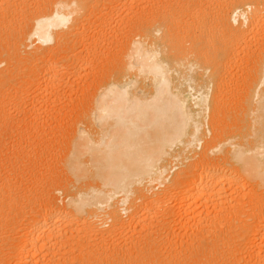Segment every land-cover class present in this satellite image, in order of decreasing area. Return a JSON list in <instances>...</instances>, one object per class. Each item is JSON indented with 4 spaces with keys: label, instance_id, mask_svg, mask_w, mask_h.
I'll return each instance as SVG.
<instances>
[{
    "label": "bare ground",
    "instance_id": "obj_1",
    "mask_svg": "<svg viewBox=\"0 0 264 264\" xmlns=\"http://www.w3.org/2000/svg\"><path fill=\"white\" fill-rule=\"evenodd\" d=\"M31 89L52 113L20 140L47 145L74 94L76 125L60 162L57 138L29 154L63 181L0 172V264H264V0H0V113Z\"/></svg>",
    "mask_w": 264,
    "mask_h": 264
},
{
    "label": "rangeland",
    "instance_id": "obj_2",
    "mask_svg": "<svg viewBox=\"0 0 264 264\" xmlns=\"http://www.w3.org/2000/svg\"><path fill=\"white\" fill-rule=\"evenodd\" d=\"M135 10L136 9H134L133 8V10L131 9V11H133V12H135ZM149 12H151V10L150 9H147ZM145 11V12H147V14H149V12L148 11ZM132 12V13H133ZM131 12H130V14H132ZM122 14V13H121ZM121 14H119L118 16H116L115 15V21H117L118 22V26H117V22H113L112 23V28H117L118 30H119V26H121L120 27V30L118 31L117 29H116V31L115 30H113L115 33H117L118 35L120 34V35H126L125 34V32L123 31V33H122V30H124L125 28H126V26H127V28H128V21H127V24H126V19L122 22L119 18H121L122 16H121ZM131 16V15H130ZM129 16V17H130ZM119 17V18H118ZM118 18V19H117ZM188 20V19H187ZM186 19H185V21L186 22H191L190 20H188L187 21ZM179 21V20H178ZM177 21V22H178ZM185 23V21H184V19L183 20H181V22H180V25H181V23L182 24H184L183 22ZM176 22V23H177ZM179 22H178V24H179ZM175 23V24H176ZM123 24H125L126 26H123ZM177 25V24H176ZM114 26V27H113ZM182 26V25H181ZM124 27V28H123ZM122 28V29H121ZM127 28H126V30H127ZM125 30V31H126ZM119 33H118V32ZM89 33V35H91L93 32H88ZM175 35V33L173 34V36ZM176 35H177V33H176ZM180 35V37H182V36H184V34H179ZM175 38H174V41L175 42H178L179 43V40H184V37H182V39H180L179 38V36L178 37H176V36H174ZM188 38H189V36H187ZM110 38V37H109ZM121 38V37H120ZM119 38V42L121 41V42H123L121 39ZM176 38H179L178 39V41H176ZM108 40H110V39H108ZM108 40H106L105 41V43H104V45L106 46H102L103 48H109V46H110V44L112 43L113 45H115L116 43H117V41L115 42L114 41V43L113 42H109V43H107V41ZM182 40V41H183ZM111 41V40H110ZM185 42H187V43H190V40H189V42H188V40L186 41V40H184ZM85 42H86V40H85ZM107 44H109V45H107ZM111 44V45H112ZM118 44L119 43H117L116 45L118 46ZM121 44V43H120ZM80 47V48H79ZM79 50L80 49H82L81 47H82V45L80 44L79 45ZM112 47V46H111ZM234 67H236V68H238V70L237 71H240V69H239V67H237V66H234ZM232 68V70H233V72H235V68ZM101 68V67H100ZM100 68H97V69H94L93 71V75L95 74V71H100ZM102 70V69H101ZM90 72H91V69H90ZM88 74H89V71H88ZM91 75H92V73H90ZM90 75V77H91V79H89V83H91V80H92V76ZM67 82V83H66ZM71 82V83H70ZM69 82V80L68 81H65L64 82V84H66V86H64V87H62L63 88V90H65V89H67V88H70L71 86L72 87H74V89H77V84H75V83H73V81H70ZM69 83V84H68ZM67 84L69 85V86H67ZM71 84V85H70ZM75 84V85H74ZM87 86V85H86ZM67 87V88H66ZM65 88V89H64ZM85 90L86 92H87V90H86V88H82V90ZM32 90V91H31ZM31 90H29V92L27 91L25 94L23 93V94H20V95H18L19 97H17L16 98V101H17V103H16V101H13V100H15V97L14 96H11V98H10V96L9 97H7L6 98V100L5 101H7L8 102V100H11V102L10 103H12L13 102V104H15V106L17 107H14L13 106V104L11 105L10 103V105H8V107H7V111L8 112H6V111H4V112H2V113H0V158L1 157H3V158H1V162H0V172H4L5 173V171L7 172V175H10V176H5V180H6V182L8 181L7 179H9L8 177H11L12 179L10 180V181H17V179L15 178V172H22V171H24L23 173H22V175H21V177H20V180H19V184H16V186L17 187H19L18 185H21L20 186V189L19 190H21L19 193H17L18 195L19 194H24L25 196H27L28 194H29V196H32V193L34 192L33 190H30V189H33L32 187H30L31 186V183H33V181L34 180H37L36 179V176H37V178H39L40 177V179L39 180H42V182H49L50 183V181H52L53 183H54V181L53 180H58V176L57 175H59L60 177L59 178H63L65 175L64 174H59V173H57V175L55 176L54 175V173H53V166H51L52 164L53 165H55V163H52V161H51V159L52 160H54V157L52 158V157H49V158H51V159H48V161H42V160H38V162L40 161V163H38V162H33V163H30V155L29 154H31V155H33L32 153H36V148H37V150L39 151V153L42 155V152H43V149H44V152H43V154L45 155L46 153H47V150H50L51 148V151L55 148L54 146H52L53 144L54 145H56L57 143V145H59V144H61V146H63L62 144H64V146L63 147H60V148H62V149H60L59 151H58V154H56V157H55V160H56V158H57V163H58V160L60 159V160H62L61 158H62V155L64 154V152H62V151H64L65 149H67V142H68V140L72 137V133H73V131H74V128H75V123L74 122H76L75 121V116L74 115H71V117H70V114L68 115V113H69V109H71L72 107L71 106H74L75 104H76V100H78L77 99V95L76 94H74V95H76L75 97H74V95L72 96V100L70 99V100H68V101H66L65 102V104H59L58 103V105H56L57 107H56V109H57V112H58V110H59V113H62L61 115H60V118H59V120H58V128L55 130V132L54 131H52V132H54V133H50V135H52V136H50L51 138L50 139H52V140H48L47 141V143H45V144H47V145H44L43 144V146H40V148L38 149V147L36 146V145H34V144H32L31 142V145L30 144H28L29 142H27V141H33L34 139H36V137H37V135H38V133H34V131L33 130H35V126H36V129L37 130H35L36 132L40 129V128H42V126L41 125H44V124H48L49 122H47V121H49V115H50V113H52V112H50V113H48L49 115H47L46 113H45V115L44 116H42V117H40L38 120L37 119H35L34 117H32V118H34V119H31V117H28V115H30V113H28V112H26V111H28L27 110V102H28V99L30 98V97H32L31 95H33V93H31V92H33V89H31ZM81 90V91H82ZM83 90V91H84ZM82 93V92H81ZM29 94V95H28ZM23 95V96H22ZM26 95V96H25ZM20 96H21V99H20ZM13 99V100H12ZM50 99V98H49ZM53 99V98H52ZM24 100V101H23ZM45 100V99H44ZM6 103V102H5ZM13 107V108H12ZM26 109V110H25ZM62 109H64V111L62 110ZM25 110V111H24ZM61 110H62V112H61ZM4 113V114H3ZM26 113H27V116H26ZM8 116H9V118H8ZM31 116V115H30ZM74 116V117H73ZM1 117H3V118H1ZM4 117L5 118H7V119H4ZM2 119V120H1ZM30 119H31V121H30ZM4 120V121H3ZM35 120V121H34ZM41 120V121H40ZM47 120V121H46ZM10 123H9V122ZM12 121V122H11ZM45 121H46V123H45ZM64 121V122H63ZM66 121V122H65ZM68 121V122H67ZM37 122H38V124H37ZM61 122V123H60ZM3 123V124H2ZM6 123H8V124H6ZM44 123V124H43ZM63 123V124H62ZM68 123V124H67ZM74 124V126H73V124ZM10 125V126H9ZM33 125V126H32ZM40 125V126H39ZM29 126V127H28ZM45 126V125H44ZM26 128H28V130H27V132L29 131L30 133H31V131H33V133H31V134H37L35 137H33L32 135H30V133L28 134V136H27V138L25 139V140H20V134H22L24 131H25V129ZM68 128V129H67ZM33 129V130H32ZM67 129V130H66ZM24 130V131H23ZM212 130V129H211ZM211 130H207L206 132H207V137H208V135H209V138H212V136L213 135H211L213 132L211 131ZM23 131V132H22ZM66 131V132H65ZM209 132V133H208ZM211 132V133H210ZM2 134V135H1ZM63 135V136H62ZM29 136H31L30 138H28ZM55 138H54V137ZM62 138H64V136H65V140L66 141H64L63 143L61 142L60 143V140H62V139H60L61 137ZM53 137V138H52ZM66 137H67V139H66ZM69 137V138H68ZM56 138H57V142L55 141V142H53L54 140H56ZM31 139V140H30ZM60 139V140H59ZM53 142V144H52V142ZM8 142V143H7ZM34 143H35V140L33 141ZM56 143V144H55ZM56 145V146H57ZM201 145L202 144H200V145H198V148H197V151H196V153L199 151L200 153H201V151L204 149V146L203 147H201ZM204 145V144H203ZM49 146H50V149H47V147L49 148ZM52 146V147H51ZM34 148V149H31V148ZM36 147V148H35ZM202 149H201V148ZM43 148V149H42ZM41 149V150H40ZM201 149V150H200ZM29 150V151H28ZM32 150L34 151V152H32ZM204 151V150H203ZM202 151V152H203ZM31 152V153H30ZM59 152H61V153H63V154H61L60 153V155H61V158H60V155H59ZM197 153L199 156H200V153ZM14 153V154H13ZM34 153V154H35ZM29 155V156H26V158H25V155ZM196 154V156H194V158H193V156H191L192 158H186V162L188 161L187 159H199V156ZM212 154V153H211ZM24 155V156H23ZM57 155H59L58 157H57ZM22 156V157H21ZM52 156H55V154H53ZM11 157V158H10ZM27 157H28V161H27ZM15 159H16V161H15ZM18 159V160H17ZM21 159H23V160H26V161H23L22 162V160ZM20 160V161H19ZM55 160H54V162H55ZM60 160H59V162H60ZM50 161H51V163L52 164H50V166H49V163H50ZM183 161H185V159H183ZM190 161V160H189ZM188 161V162H189ZM195 161V160H194ZM193 160L192 161H190L189 162V164L192 162H194ZM25 162V163H24ZM27 162V163H26ZM41 162H43V163H41ZM44 162H47L48 164H46L45 163V165H46V167H47V165L50 167V168H45V166H43L42 164H44ZM181 162V163H180ZM179 162V165L177 166V167H175L174 169H173V171L171 172V174H174L175 172V174L173 175V176H171V178H173V177H175V176H177L178 175V173H179V171H178V168H179V170L180 171H182V168H184V167H187L188 166V162L186 163V162H182V161H180ZM35 163H37L38 164V166L39 167H37V164H35ZM184 163H186L185 165H183V167H182V164H184ZM33 164V165H32ZM181 164V165H180ZM34 165H36V168H37V170L39 171V169L38 168H40L41 170H40V173L39 174H36L37 172H34L33 170V167H35ZM40 165L42 166V168L40 167ZM18 166V167H17ZM31 166V167H30ZM20 167V168H19ZM21 167H22V170H21ZM45 169H44V168ZM52 167V168H51ZM2 169V170H1ZM4 169V170H3ZM11 169V170H10ZM18 169V170H17ZM33 169V170H32ZM47 169V170H46ZM51 169V171H50V173H52L55 177H53V179L51 178V176L50 175H52V174H47L48 173V171ZM175 169H177V170H175ZM32 170V171H31ZM44 170V171H43ZM175 170V171H174ZM44 172V174H43V172ZM47 171V172H46ZM178 171V172H177ZM28 172H29V174H28ZM10 173V174H9ZM33 173H35V174H33ZM5 175H6V173H5ZM25 175V177H23ZM35 175V176H34ZM39 175V176H38ZM23 177V178H22ZM43 177V178H42ZM45 177V178H44ZM51 178V180H50V178ZM22 178V179H21ZM35 178V179H34ZM49 178V179H48ZM25 180V181H24ZM32 180V181H31ZM50 180V181H49ZM64 180V178L62 179V181ZM15 181V182H16ZM61 182V180H58V182ZM20 182H21V184H20ZM57 182V183H58ZM13 183V182H12ZM52 183V184H53ZM1 184V183H0ZM58 184H61V183H58ZM29 186V187H28ZM27 187V188H26ZM249 187V189L251 190V188H250V186H248ZM49 188V187H48ZM259 189H257V190H260V194H259V191L257 192V194H259V196L260 197H262L263 196V198H260V197H257L258 195L256 194V195H253L252 194V197L251 198H249V197H247L245 200H246V203L245 204H247L248 205V207L247 206H245V209H248L249 208V211L248 212H253V211H256L257 210V208H258V203H261L263 200H264V192H262V190H263V187H258ZM17 189V188H16ZM23 189V190H22ZM50 190H51V186H50V188H49ZM49 189L47 190V195L46 196H48L49 194ZM249 189H246L247 191L249 190ZM54 190V189H53ZM160 190V189H159ZM49 191V192H48ZM25 192V193H24ZM52 192V191H51ZM50 192V193H51ZM57 193H56V196H57V198L59 199L60 197H61V200H58L59 202H61L62 203V200L64 199V197H63V195H65V193H63L64 191H56ZM59 193V194H58ZM63 193V195H61ZM31 194V195H30ZM34 194V193H33ZM261 194H263L262 196H261ZM50 195H53V193H51ZM49 195V196H50ZM59 195H61V196H59ZM28 196V197H29ZM258 199H257V198ZM254 198V199H253ZM17 199H19V198H17ZM175 198H173V199H170L169 200V203H168V205H170L171 204V200L173 201L172 203H174V200ZM249 199V200H248ZM259 199H260V201H259ZM25 201L23 202V204L22 205H24L23 206V211H24V213L25 214H27V216L30 214V211L31 210H33V208H34V205H32V202H30L28 199H24ZM28 201V203H30V205L31 206H29V204L27 203V201ZM248 200V201H247ZM251 200H252V202H251ZM258 200V201H257ZM262 200V201H261ZM21 201V200H20ZM255 201V202H254ZM257 201V202H256ZM27 203V204H26ZM254 203H257V205L255 206V204ZM0 204H1V206L3 205V202H0ZM251 204V205H250ZM4 205H6V203H4ZM3 205V206H4ZM167 205V204H166ZM225 205H228V204H225ZM250 205V206H249ZM26 206H29V207H26ZM5 208L7 207V205L6 206H4ZM240 207H242V206H240ZM255 207V208H254ZM1 208V207H0ZM25 208H26V212H25ZM251 208V209H250ZM2 209V208H1ZM239 209H241V208H239ZM5 211H8L7 210V208L5 209ZM29 211V212H28ZM246 211V212H247ZM1 212V211H0ZM33 211H31V213H32ZM23 213V215L24 216H26L25 214ZM127 214H125L124 216L125 217H127L126 216ZM246 218L248 217L247 215L245 216ZM244 217V218H245ZM11 224H12V226H13V222H11L10 224H9V226H4V225H2V226H0V233L2 234V235H5L6 233H7V231H9V229H10V227H12L11 226ZM3 227V228H2ZM9 227V228H8ZM8 228V229H7ZM3 229V230H2ZM5 231L6 233H3V232ZM10 232V231H9ZM1 234H0V237H1ZM5 249H7L6 247H4Z\"/></svg>",
    "mask_w": 264,
    "mask_h": 264
}]
</instances>
